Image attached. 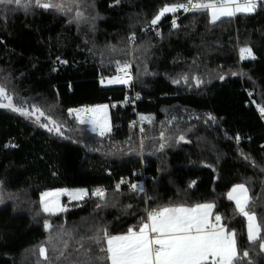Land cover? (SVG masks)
<instances>
[{"label": "trees", "instance_id": "16d2710c", "mask_svg": "<svg viewBox=\"0 0 264 264\" xmlns=\"http://www.w3.org/2000/svg\"><path fill=\"white\" fill-rule=\"evenodd\" d=\"M173 2L79 0L67 13L0 5V85L14 103L39 105L70 137L0 108V218L16 225L11 220L16 211L15 218L24 219L17 236L0 243V264H49L39 255L40 246L49 249L51 264H110L89 239L98 229L124 234L138 229L145 209L209 202L238 233L241 250L249 251L243 264H264V252L247 240L246 219L227 198L233 186L244 183L251 211L264 221V122L257 110L264 107V3L254 13L215 24L203 12L169 13L159 22V34L152 32L154 14ZM76 12L83 18L77 20ZM180 15L179 26L172 28ZM131 44L134 84H102L99 74L113 75L115 61L130 60ZM245 46L255 59L240 58ZM197 78L203 82L197 85ZM132 90L141 96L139 111L153 118L144 133L129 125V108L113 112V130L105 137L69 114L87 104L121 100ZM162 130L167 143L160 150ZM181 134L189 142L179 141ZM142 159L150 175L146 192L126 185L117 191L115 183L132 178ZM15 174L22 181L10 187ZM97 186H107L103 201L91 195ZM59 188H85L89 196L67 201L68 210L55 216L30 198Z\"/></svg>", "mask_w": 264, "mask_h": 264}, {"label": "snow or ice", "instance_id": "6c2138e0", "mask_svg": "<svg viewBox=\"0 0 264 264\" xmlns=\"http://www.w3.org/2000/svg\"><path fill=\"white\" fill-rule=\"evenodd\" d=\"M78 2L79 0H61V2H56V0H0V5H15L25 10L36 6L45 10L67 13L72 10L73 4H78ZM258 3H264V0H183V2L175 0L171 4L165 3L158 9L150 21L149 27L156 26L166 14L176 13L181 9L186 13L190 11L203 12L210 17V23L215 24L221 18H231L241 13H254ZM82 18L83 13L76 12V19ZM172 26H179L175 19L172 20ZM129 42H135L134 34L129 37ZM239 54L241 59H255L253 50L248 46L241 47ZM115 63L118 65V74L107 79L106 82L130 85L133 80L132 62L125 60L122 63L117 60ZM181 79L184 82L188 81L187 76H183ZM181 79H176L174 83H180ZM202 82L197 78V85ZM101 83H105V80L102 79ZM0 108L9 109L46 128L49 132L70 139L62 131V123L52 119L51 116L45 117V111L35 103L23 100L14 103L13 95L9 94L3 85H0ZM259 110L264 114V107H260ZM69 114L75 116L79 125L89 126V130L99 137L108 136L112 131L109 105L107 104L69 109ZM41 117H45L47 122L41 123ZM209 118L215 119V117ZM140 119L148 124L153 122V118L149 116H141ZM133 127H135V122ZM139 131L144 133L145 129L141 127ZM159 139L162 141L159 145L160 150H163L167 143L163 130L160 132ZM178 140L185 141V136L179 135ZM140 146L143 148V140H141ZM244 158L251 159L247 156ZM126 183L128 181L122 179L115 185V189L119 191L121 185ZM128 186L132 191L143 192L144 190L136 183H129ZM189 186H195V182L193 181ZM65 195L69 196L71 200L80 201L89 196V192L87 189L72 191L57 189L42 192L39 200L42 212L50 216L66 212L68 208L61 203V197ZM91 195L103 201L106 198V190L97 188L92 191ZM227 198L234 201L235 211L246 219L248 242L258 245L259 251L264 252V235H262L264 221L258 220L255 212L251 211L249 207L251 202L249 189L244 183L236 184L227 193ZM0 202H2V197H0ZM99 206L97 205V207ZM215 207L214 203L209 202L190 206L169 204L145 209L146 216L141 218L138 229L130 227L124 234L112 235L104 227L98 229L96 234L89 239L101 246L99 250L105 255L100 259L110 261V264H243L249 257V251L241 250L238 244V233L222 223L221 215H214ZM44 226L49 230L53 227L49 221H45ZM78 243L81 248L84 247L82 242ZM63 244L66 251L68 241H63ZM38 252L44 261L51 264L47 247L40 246ZM60 256H64V251H60ZM248 264H251V261H248Z\"/></svg>", "mask_w": 264, "mask_h": 264}, {"label": "built area", "instance_id": "2783aa9c", "mask_svg": "<svg viewBox=\"0 0 264 264\" xmlns=\"http://www.w3.org/2000/svg\"><path fill=\"white\" fill-rule=\"evenodd\" d=\"M259 4L260 3H258V6H259ZM190 12H187V13H190ZM176 13H184V14H186V12H184L182 9L179 12H176ZM129 61L132 62V69H131L132 76H133L132 84H134V81H135V70H134L132 57L130 58ZM117 68H118V66L115 68V72L113 74V77L118 74ZM99 77H100V80H102V79L106 80V78H107L105 76H102L101 74H99ZM248 93L251 96L250 102L255 104V99L252 98L254 92L252 90H248ZM140 98H141V96L139 95V93L136 92L135 90H132L131 92L127 93V95L121 100L109 101V102L97 103V104H87V105H84V106H81V107H78V108H75V109H79V108H82V107H93V106L101 105V104L109 105V117H110V122H111L112 130H113V122H112L113 112L117 111L119 108H129L131 110V112L133 113V117L129 120V125L131 127H133V124L135 122V128L140 129L141 127H143L147 123L146 121H141V119H140L141 116H147L146 114L141 113L139 111ZM113 105H115V107H112ZM259 109H260V107H258V109H257L258 113H259V115L261 116V118H262V120L264 122V114H262ZM262 145H264V143ZM147 166H148V162L146 160L142 159L141 160V166H140L139 170H137V171H135L133 173L132 178L125 179L126 181H128V183L122 184L121 186H123V185L128 186L129 183H137L138 182V183H140V186L143 187V189H144L143 192H146V181L150 177V175L146 172V167ZM117 183H119V182H117ZM117 183H115V185ZM106 187L107 186H97V187L93 188V190H95L97 188H101V189L105 190ZM92 191H91V193H92Z\"/></svg>", "mask_w": 264, "mask_h": 264}, {"label": "rangeland", "instance_id": "374dc122", "mask_svg": "<svg viewBox=\"0 0 264 264\" xmlns=\"http://www.w3.org/2000/svg\"><path fill=\"white\" fill-rule=\"evenodd\" d=\"M61 0H56V2H60ZM183 15H180V16H177V17H175V18H173V19H175L176 20V23L179 25V19L182 17ZM222 19V18H221ZM160 23H158L156 26H154V27H151L150 28V30L152 31V32H155V33H157V32H159L160 30H159V28H158V25H159ZM170 25H171V27L172 28H176V27H173L172 26V22L170 23ZM148 31V30H147ZM132 53H133V45L131 44V47H130V52H129V55H130V57L132 56ZM105 77H107L106 78V80H105V83H103V84H108L106 81H107V79H109V78H112L113 77V75H109V76H105ZM116 85V84H115ZM72 116H74V115H72ZM75 117V116H74ZM22 178H21V176H20V174H15L10 180H9V186L10 187H15L16 185H18V184H20L21 183V180ZM137 185H139L140 186V183H136ZM246 186V185H245ZM59 189H68V190H70V191H72V190H74V189H69V188H59ZM76 189H78V188H76ZM54 190H57V189H53V190H48V191H54ZM27 197H29V195L27 196ZM30 198L33 200V198L37 201V204H38V207L41 209V205H40V203H39V200H40V194H39V196L37 197V196H31L30 195ZM67 201H72V202H80V201H82V200H80V201H77V200H71L70 199V197L69 196H67V195H65V196H62L61 197V203H62V205H65L66 207H67V205H66V203H67ZM14 214H18V212H16V211H14ZM14 214H11L12 216H14V217H12L11 218V220H15V223L16 222H19V223H16V225H12V224H10L11 226H9L8 225V222H7V219L6 218H0V223H2V224H0V243L2 242V241H10V240H12V239H14L16 236H17V234H18V232H19V230L21 229V226L23 225V223H24V219H22V218H20V217H16L15 218V216L16 215H14ZM18 218H20V219H22V220H20V219H18ZM3 219H5V220H3ZM3 220V222H1ZM10 220V221H11ZM9 221V220H8ZM26 238V237H25ZM25 238H23L22 240H25ZM26 241V240H25Z\"/></svg>", "mask_w": 264, "mask_h": 264}, {"label": "crops", "instance_id": "0c3cea01", "mask_svg": "<svg viewBox=\"0 0 264 264\" xmlns=\"http://www.w3.org/2000/svg\"><path fill=\"white\" fill-rule=\"evenodd\" d=\"M105 85H115V84H105ZM78 189H85V188H78ZM74 190H76V188H74ZM89 192V191H88ZM215 210V209H214ZM214 215H215V212H214ZM223 223V221H222ZM224 224V223H223Z\"/></svg>", "mask_w": 264, "mask_h": 264}]
</instances>
